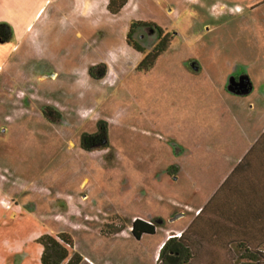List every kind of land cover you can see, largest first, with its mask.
<instances>
[{
  "label": "rangeland",
  "instance_id": "1",
  "mask_svg": "<svg viewBox=\"0 0 264 264\" xmlns=\"http://www.w3.org/2000/svg\"><path fill=\"white\" fill-rule=\"evenodd\" d=\"M107 3L47 0L0 70V264H40L44 234L68 236L80 264H148L162 235L136 244L132 222L157 230L197 204L263 118L264 0H128L116 16ZM132 22L171 37L146 74L157 38L137 31L136 53ZM243 78L251 93L233 90ZM98 121L109 148L86 152Z\"/></svg>",
  "mask_w": 264,
  "mask_h": 264
},
{
  "label": "crops",
  "instance_id": "2",
  "mask_svg": "<svg viewBox=\"0 0 264 264\" xmlns=\"http://www.w3.org/2000/svg\"><path fill=\"white\" fill-rule=\"evenodd\" d=\"M46 3L47 0H0V24L8 25L12 31L10 42H0V70L26 38ZM262 106L264 111L263 103ZM260 117L263 118L257 129L250 125L251 137L235 143L238 151L227 161L214 188L200 196L197 204L181 203L183 212L178 216L183 218L182 222L164 224L154 236H142L138 241L131 237L139 244L146 238L162 235L143 261L160 264V249L179 233L193 251L188 264H229L238 255L240 244L253 248L264 245V112H260ZM229 146L230 143L225 144Z\"/></svg>",
  "mask_w": 264,
  "mask_h": 264
},
{
  "label": "trees",
  "instance_id": "3",
  "mask_svg": "<svg viewBox=\"0 0 264 264\" xmlns=\"http://www.w3.org/2000/svg\"><path fill=\"white\" fill-rule=\"evenodd\" d=\"M128 0H108L106 10L111 16H116L125 7ZM146 29L148 33H152L157 38V43L154 47L145 54V49L140 43L134 40L137 31ZM153 31V32H151ZM12 40L11 28L6 24H0V42L8 43ZM142 40V37H140ZM171 37L168 34H163L162 31L155 25L143 22H132L129 26L126 35V45L133 51L139 54H145L142 60L136 67L138 73L146 74L150 72L157 60L167 51ZM107 68L104 64L93 66L88 70V76L93 80H101L105 77ZM248 82V92H250V83ZM43 115L50 122L56 120V113H52L51 109H45ZM58 119V116H57ZM81 149L90 152L95 149H108V125L105 121L97 122V131L95 134H82L80 137ZM156 226L153 223L144 222L136 219L131 224L130 234L133 239L140 240L142 236H154ZM177 238V237H176ZM168 239L160 249L158 260L160 264H188L193 256L192 249L188 242L182 238ZM35 243L40 247V264H80L81 258L79 255L72 252V240L65 234H60L56 237L44 234L35 240ZM238 255L229 261V264H264V245L258 248H253L245 243L238 247Z\"/></svg>",
  "mask_w": 264,
  "mask_h": 264
},
{
  "label": "water",
  "instance_id": "4",
  "mask_svg": "<svg viewBox=\"0 0 264 264\" xmlns=\"http://www.w3.org/2000/svg\"><path fill=\"white\" fill-rule=\"evenodd\" d=\"M246 84L248 85V82H246ZM251 88V87H250ZM251 90V89H250ZM240 93H242V94H244V93H248V87H247V89L246 88H244V90H242V92H240ZM180 216H176V217H174V218H172L170 221L172 222V221H174L176 218H179Z\"/></svg>",
  "mask_w": 264,
  "mask_h": 264
},
{
  "label": "flooded vegetation",
  "instance_id": "5",
  "mask_svg": "<svg viewBox=\"0 0 264 264\" xmlns=\"http://www.w3.org/2000/svg\"><path fill=\"white\" fill-rule=\"evenodd\" d=\"M151 32H153V31H151ZM244 79V83L246 82L245 81V78H243ZM238 85V84H237ZM239 86V85H238ZM243 86H245V84L243 85ZM235 89V91H238V92H241L242 90H244V88L243 87H236V88H233V90Z\"/></svg>",
  "mask_w": 264,
  "mask_h": 264
},
{
  "label": "built area",
  "instance_id": "6",
  "mask_svg": "<svg viewBox=\"0 0 264 264\" xmlns=\"http://www.w3.org/2000/svg\"><path fill=\"white\" fill-rule=\"evenodd\" d=\"M181 236V233H179V234H175V236L174 237H177V238H179Z\"/></svg>",
  "mask_w": 264,
  "mask_h": 264
}]
</instances>
